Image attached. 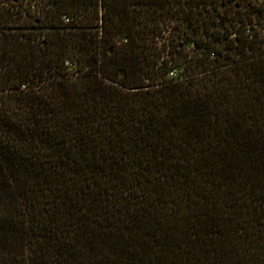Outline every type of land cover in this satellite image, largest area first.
Wrapping results in <instances>:
<instances>
[{"label": "trees", "instance_id": "1", "mask_svg": "<svg viewBox=\"0 0 264 264\" xmlns=\"http://www.w3.org/2000/svg\"><path fill=\"white\" fill-rule=\"evenodd\" d=\"M40 2L0 26V264H264V0Z\"/></svg>", "mask_w": 264, "mask_h": 264}, {"label": "built area", "instance_id": "2", "mask_svg": "<svg viewBox=\"0 0 264 264\" xmlns=\"http://www.w3.org/2000/svg\"><path fill=\"white\" fill-rule=\"evenodd\" d=\"M40 0H0V26L6 22L15 20V16H22L23 18L27 15L36 17L40 13ZM244 35L248 39H252V31L249 25L244 27ZM214 56V54H211ZM69 66H71L68 63Z\"/></svg>", "mask_w": 264, "mask_h": 264}]
</instances>
